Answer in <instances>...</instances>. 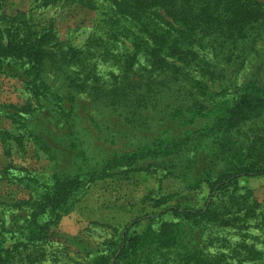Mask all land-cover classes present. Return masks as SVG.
<instances>
[{
    "label": "trees",
    "instance_id": "1",
    "mask_svg": "<svg viewBox=\"0 0 264 264\" xmlns=\"http://www.w3.org/2000/svg\"><path fill=\"white\" fill-rule=\"evenodd\" d=\"M38 2L44 8L62 4L93 10L97 16L85 49L78 51L74 44L66 51L57 48L54 23L38 31L31 15L0 14V74L25 76L27 85L42 90L50 99L69 100L73 107L82 106L76 96L84 93L92 104L104 101L126 118H142L144 111L135 110L155 107L167 92L182 91L189 85L206 95L210 89L195 82V75L217 80L219 66L238 62L242 67L250 54L261 56L256 42L264 32V5L257 0ZM50 63L56 68L75 66L76 75L81 74L70 79L65 98L46 81V64ZM104 65L117 72L105 77ZM263 70L261 61L253 79L239 87L233 98L219 103L222 108L213 124L200 132L199 140L213 148L214 162L225 164V173L217 179L203 172L193 177L194 182L209 188L204 209L188 205L170 208L168 215L147 220L148 228L141 234L128 232L125 238L114 239L106 252L91 259L92 264H264V210L251 190L238 187L242 176L264 175ZM54 80L58 82L56 74ZM190 93L191 102L186 101L181 110L191 115L201 102ZM174 102L179 103L178 98ZM84 107L88 113L89 107ZM197 116L189 119L193 122ZM84 169L73 178H86L94 170L89 166ZM54 177L50 176L53 185L48 190L31 189L24 205L11 201L6 209L8 204L0 200V264L42 261L34 256L49 241L50 230L68 210V202L79 193L78 187L72 188L63 199L59 184L68 178L55 181ZM14 179L28 186L37 183L34 175ZM15 205L31 213L14 215ZM254 229L262 234V248L255 241L248 242ZM230 235L240 240H231Z\"/></svg>",
    "mask_w": 264,
    "mask_h": 264
},
{
    "label": "rangeland",
    "instance_id": "2",
    "mask_svg": "<svg viewBox=\"0 0 264 264\" xmlns=\"http://www.w3.org/2000/svg\"><path fill=\"white\" fill-rule=\"evenodd\" d=\"M38 1L4 0L0 14L31 15L38 31L54 23L57 48L66 51L74 44L78 51L85 49L96 13L75 5L39 7ZM257 1L264 5V0ZM256 48L261 56L250 54L242 67L238 62L219 66L217 80L195 75V82H203L210 89L206 95L189 85L182 91L167 92L163 95L165 100L155 107L135 110L144 111L142 118H126L121 111L110 110L104 101L92 104L84 93L76 96L82 106L73 107L69 100L50 99L42 90L27 85L24 75L20 79L0 74V176L5 179L0 181V200L8 204L6 209L11 201L24 205L31 189L48 190L53 185L50 176H57L55 181L62 176L68 178L59 184L63 199L66 191L79 188L78 195L68 202V210L50 230L49 241L34 256L43 258L40 264H92L91 259L107 250L114 239H123L128 232L141 234L148 228L147 220L168 215L170 208L188 205L195 210L204 209L209 188L194 182L193 177L203 172L212 173L211 178L217 179L225 173V164L214 162L213 148L207 141L199 140L200 132L213 124L222 108L219 103L233 98L264 62V32ZM65 67L46 64V81L62 98L68 92L70 79L81 75H76L75 66ZM54 69L56 72L51 73ZM111 71L117 72L104 65L105 77ZM190 91L201 102L191 115L181 110L186 101L191 102ZM176 98L179 103L174 102ZM195 114L198 116L192 122L189 118ZM84 166L94 169L92 174L74 179L84 172ZM80 167L83 169L77 170ZM32 175L37 180L35 185L14 179ZM238 187L251 190L253 199L264 210V175L242 176ZM14 208V215L31 213L24 206ZM252 233L248 242L255 241L262 248L261 232L254 229ZM228 237L240 240L237 236Z\"/></svg>",
    "mask_w": 264,
    "mask_h": 264
}]
</instances>
